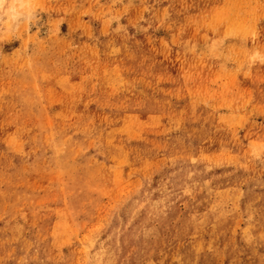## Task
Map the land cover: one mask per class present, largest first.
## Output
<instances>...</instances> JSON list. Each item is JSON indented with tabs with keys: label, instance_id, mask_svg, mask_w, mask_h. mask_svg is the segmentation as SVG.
Here are the masks:
<instances>
[{
	"label": "rangeland",
	"instance_id": "rangeland-1",
	"mask_svg": "<svg viewBox=\"0 0 264 264\" xmlns=\"http://www.w3.org/2000/svg\"><path fill=\"white\" fill-rule=\"evenodd\" d=\"M21 2L0 264H264V0Z\"/></svg>",
	"mask_w": 264,
	"mask_h": 264
},
{
	"label": "clouds",
	"instance_id": "clouds-1",
	"mask_svg": "<svg viewBox=\"0 0 264 264\" xmlns=\"http://www.w3.org/2000/svg\"><path fill=\"white\" fill-rule=\"evenodd\" d=\"M33 17V12H29L26 15H21L17 11L16 3L8 5V0H0V30H4L6 28L9 31H15L18 29L21 23H30Z\"/></svg>",
	"mask_w": 264,
	"mask_h": 264
},
{
	"label": "bare ground",
	"instance_id": "bare-ground-1",
	"mask_svg": "<svg viewBox=\"0 0 264 264\" xmlns=\"http://www.w3.org/2000/svg\"><path fill=\"white\" fill-rule=\"evenodd\" d=\"M14 1V0H13ZM18 1H20V2H18ZM14 2H17V3H19V4H16L17 5V11H18V7H21L22 6V2H21V0H15ZM13 4V3H12ZM19 12V11H18ZM21 15H22V13L21 12H19Z\"/></svg>",
	"mask_w": 264,
	"mask_h": 264
}]
</instances>
